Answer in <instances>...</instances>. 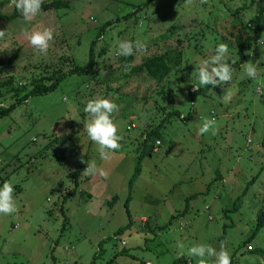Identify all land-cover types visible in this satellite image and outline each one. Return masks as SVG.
I'll return each mask as SVG.
<instances>
[{
  "label": "rangeland",
  "instance_id": "obj_1",
  "mask_svg": "<svg viewBox=\"0 0 264 264\" xmlns=\"http://www.w3.org/2000/svg\"><path fill=\"white\" fill-rule=\"evenodd\" d=\"M3 1L0 14L12 15L15 7ZM145 1L74 0L69 9L40 12L32 21L1 20L7 33L0 40V68L20 54L0 74V84L13 77L12 87L28 88L42 77L86 66L105 23ZM262 8L264 0H154L104 32L91 75L68 77L56 91L30 98L1 119L0 181L12 183L17 211L0 214V264H174L183 258L197 264L187 248L204 243L218 249L222 242L234 264H264L263 256L252 253L264 249V228L244 246L264 208V93L257 92L264 89V72L254 81L240 66L231 82L191 98L194 86L204 87L195 75L198 58H208L223 42L226 62L237 63L231 25H247ZM41 27L54 33L46 54L21 35ZM121 40H140L146 51L117 56ZM178 44L182 64L161 85L133 70ZM251 51L248 61L261 60L264 68V46L257 43ZM128 63L133 67L125 71ZM229 88L234 96L224 104L221 96ZM95 96L119 105L113 119L122 139L110 161L100 159L83 132L84 108ZM13 97L0 88V108ZM175 111L193 119L171 116L143 155L147 134ZM203 117L216 120L215 135L198 134ZM81 159L94 160L107 179L81 174L75 183L72 174L86 165ZM196 194L184 214L186 199Z\"/></svg>",
  "mask_w": 264,
  "mask_h": 264
},
{
  "label": "clouds",
  "instance_id": "obj_2",
  "mask_svg": "<svg viewBox=\"0 0 264 264\" xmlns=\"http://www.w3.org/2000/svg\"><path fill=\"white\" fill-rule=\"evenodd\" d=\"M43 0H10V6L21 14L23 19L28 22L32 21L42 10ZM7 31L0 30V40L4 39ZM22 37L28 44L38 53L46 54L50 42L53 40V29L50 27L33 28L31 30H23ZM260 46H264V39L257 42ZM146 51V45L137 40H121L116 46V55L122 57H131L135 53ZM228 53V45L221 42L215 49L213 54L208 58H198L199 64L195 70V75L200 86H212L227 84L233 79V67L226 62ZM245 55L252 56L251 50ZM261 60L253 62L249 60L242 63L241 68L244 74L252 80H258L264 68L259 67ZM133 65L131 63L124 65V70L129 71ZM193 90H199V87L194 86ZM258 93H264V89L257 88ZM234 92L231 88L224 90L221 96V102L227 104L233 99ZM88 119L83 123V132L87 134L88 139L97 146L99 157L102 161H110L116 150L120 148V140L122 137L118 135V126L113 119V115L119 112V105L112 100L103 96H95L89 99L84 108ZM211 133L216 134V120L214 118H201V124L198 128V134L204 135ZM86 168L82 172L84 176L99 175L107 179L109 173L97 165L94 160L84 161ZM14 187L10 181H5L0 186V214L11 215L17 211L14 201ZM184 244L177 243V248L183 250ZM187 255L190 258H196L197 264H231V255L227 250L226 245L222 242L217 249L209 244H194L187 248Z\"/></svg>",
  "mask_w": 264,
  "mask_h": 264
},
{
  "label": "trees",
  "instance_id": "obj_3",
  "mask_svg": "<svg viewBox=\"0 0 264 264\" xmlns=\"http://www.w3.org/2000/svg\"><path fill=\"white\" fill-rule=\"evenodd\" d=\"M74 0H50V1H43L42 4V10L41 12H50V11H57L62 9H69L71 7V4ZM154 0H146L142 4H139L135 11L133 13H130L122 18H118L113 21H108L105 23V25L101 28L96 40L93 41L90 54H89V62L86 66H79L76 65L74 68L68 70L67 72H63L61 74L53 73L51 77L48 79L45 77H42L33 83H31L30 87L28 88H14L12 87L14 85V78L10 77L8 80L2 82L0 84V88H9V91L11 90L14 93V101L6 108H0V120L9 116L12 114L19 106L26 103L30 98L37 97V96H45L48 95L54 91H56L61 83L66 80L68 77L71 76H88L91 75L95 67L97 65V57L95 52V47L98 44L99 40L103 37L104 32L109 27H112L116 23H120L125 20H129L134 15H136L138 12L143 11L146 9L151 3H153ZM0 4H6L5 1L0 0ZM22 18L21 14L14 9V13L10 16H5L0 14V21L1 20H9L14 21L17 19ZM263 26H264V8H262L258 15L254 17L247 25H239L237 24V21H233L231 25V32L230 35L232 37V41L237 46V53L239 55V61L233 65V69L238 68L242 65V63H245L248 61V55H245L246 52L249 50H252L254 46L257 44V42L262 38L263 36ZM179 43V42H178ZM180 44V43H179ZM179 44L176 48L173 50H169L165 52L162 55H156L151 58L146 59L141 65L134 68L133 70L136 72H145L147 75H149L152 79H154L158 85H161L165 79L169 77V75L172 73L174 69L179 67L182 64L183 60V51L179 47ZM20 51L18 50L16 53H14L13 56L10 57V59L5 62L2 67L0 68V74H3L7 71H9L16 61L19 58ZM212 86H204L203 88H199V90H195L191 92V98L193 101L196 100V98L200 95L206 96ZM3 96V95H2ZM173 115L178 116L181 118L184 122H189L193 119V114L190 113L188 116H182V114L178 111L169 113L166 115V117L161 121V123L154 128L150 133L147 134L144 142V151L143 155H148L153 149L151 147L150 142L153 140L154 136L157 134L159 130H161L169 118ZM85 167L77 169L73 174V178L75 183L78 184V179L82 172L84 171ZM139 170L137 171V173ZM139 175V174H137ZM136 175V176H137ZM135 176V177H136ZM134 177V178H135ZM4 183V180L0 181V186H2ZM74 192H69L65 195V201L72 196ZM199 194L190 196L186 199L184 214L188 213L190 210V204L193 200L197 199ZM130 201V198L128 199V202ZM240 200H237L235 203L234 211L239 210V204ZM128 204V203H127ZM172 221L169 223L171 224ZM131 226V223L128 225V227ZM264 228V208L260 211L258 215V222L257 227L253 231L252 236L245 241L244 246L249 245L252 240L255 238L256 235L261 231V229ZM122 231H119V233ZM223 238L221 239V241ZM102 245V243L100 244ZM102 252V249L99 251ZM99 252L95 255V258L99 255ZM252 253L259 254L260 256L264 257V249H256ZM116 257H114L115 259ZM111 264V263H110ZM174 264H192L191 261L188 258L179 259ZM231 264H234V260H231Z\"/></svg>",
  "mask_w": 264,
  "mask_h": 264
},
{
  "label": "built area",
  "instance_id": "obj_4",
  "mask_svg": "<svg viewBox=\"0 0 264 264\" xmlns=\"http://www.w3.org/2000/svg\"><path fill=\"white\" fill-rule=\"evenodd\" d=\"M123 245H126V242H123Z\"/></svg>",
  "mask_w": 264,
  "mask_h": 264
}]
</instances>
